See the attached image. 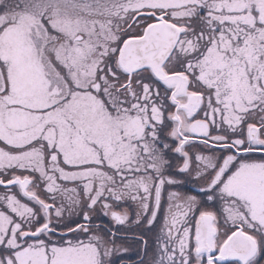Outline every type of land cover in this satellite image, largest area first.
I'll return each mask as SVG.
<instances>
[{"label": "snow or ice", "instance_id": "6c2138e0", "mask_svg": "<svg viewBox=\"0 0 264 264\" xmlns=\"http://www.w3.org/2000/svg\"><path fill=\"white\" fill-rule=\"evenodd\" d=\"M0 187V264H264V0H0Z\"/></svg>", "mask_w": 264, "mask_h": 264}, {"label": "flooded vegetation", "instance_id": "af4514ba", "mask_svg": "<svg viewBox=\"0 0 264 264\" xmlns=\"http://www.w3.org/2000/svg\"><path fill=\"white\" fill-rule=\"evenodd\" d=\"M101 219H102L105 223L108 222V218H106V217H101Z\"/></svg>", "mask_w": 264, "mask_h": 264}, {"label": "rangeland", "instance_id": "374dc122", "mask_svg": "<svg viewBox=\"0 0 264 264\" xmlns=\"http://www.w3.org/2000/svg\"><path fill=\"white\" fill-rule=\"evenodd\" d=\"M3 191V188L2 187H0V192H2ZM164 198H165V202H166V192H165V194H164ZM135 230V229H134Z\"/></svg>", "mask_w": 264, "mask_h": 264}]
</instances>
